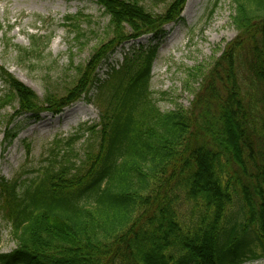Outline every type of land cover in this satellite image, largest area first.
Wrapping results in <instances>:
<instances>
[{"label": "trees", "instance_id": "1", "mask_svg": "<svg viewBox=\"0 0 264 264\" xmlns=\"http://www.w3.org/2000/svg\"><path fill=\"white\" fill-rule=\"evenodd\" d=\"M185 1L172 0L154 14L142 0H95L108 17L107 40L74 67L73 85L61 95L40 99L0 66L6 87L0 111L17 104L4 125L6 146L17 135L12 122L23 114L59 113L82 94L100 112L97 123L55 139L36 169L0 178V217L15 243L0 252V264L264 258V0H232L239 31L210 68L187 72L186 83L198 85L187 86L194 94L189 109L156 106L150 81L157 45L125 53L103 78L96 72L122 43L160 36L165 24L179 20ZM66 21L81 41L78 19ZM50 39L31 36L29 47L17 49L19 62L41 57ZM80 140L85 145L74 152Z\"/></svg>", "mask_w": 264, "mask_h": 264}, {"label": "rangeland", "instance_id": "2", "mask_svg": "<svg viewBox=\"0 0 264 264\" xmlns=\"http://www.w3.org/2000/svg\"><path fill=\"white\" fill-rule=\"evenodd\" d=\"M171 1L142 0L141 3L148 11L162 14ZM186 3L187 0L179 20L165 24L160 36L143 34L117 47L97 68L98 76L103 78L109 66H118L124 54L134 48L157 45L150 81L156 106L163 112L189 109L194 94L187 86L197 91L198 85L186 83L185 79L190 78L187 72L196 66L210 68L239 30L231 19L234 14L232 0H198L191 13L184 12ZM67 17L78 19L79 32L84 35L81 41L75 40L77 30L72 22L66 21ZM0 23V66L31 88L40 99L48 92L61 95L72 86L76 77L74 67L86 63L94 48L107 40L108 17L95 0H0ZM33 35H51L48 47L41 57H31L21 64L17 49L29 47V38ZM247 40L242 45L246 48L250 44ZM4 90L6 87L0 82V94ZM75 107L81 111L66 119H56L58 114L47 111L36 117L29 113L17 117L11 124L17 135L8 146L3 144V129L15 115L17 104L1 110L0 178L11 180L21 171L36 169L55 139L68 138L80 128L99 121L100 112L88 102L87 95L82 94L60 113ZM84 145L82 140L78 141L74 152H80ZM14 247L9 227L0 217V252H10ZM255 250L261 253L259 247ZM246 264H264V258Z\"/></svg>", "mask_w": 264, "mask_h": 264}, {"label": "bare ground", "instance_id": "3", "mask_svg": "<svg viewBox=\"0 0 264 264\" xmlns=\"http://www.w3.org/2000/svg\"><path fill=\"white\" fill-rule=\"evenodd\" d=\"M198 0H187V3H186V6H185V9H184V12L185 13H191V10L193 9L194 5L196 4ZM81 109H79V107H75V108H70V109H67V110H64V112L62 113H59L56 117V119H59V118H68L69 116L71 115H74L75 113H78L80 112Z\"/></svg>", "mask_w": 264, "mask_h": 264}]
</instances>
